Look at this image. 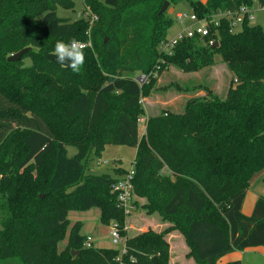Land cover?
I'll use <instances>...</instances> for the list:
<instances>
[{
	"label": "trees",
	"instance_id": "1",
	"mask_svg": "<svg viewBox=\"0 0 264 264\" xmlns=\"http://www.w3.org/2000/svg\"><path fill=\"white\" fill-rule=\"evenodd\" d=\"M14 1L0 0V45L10 40L16 51L32 47L24 56L39 53L16 81L0 66V262L169 264L166 232L125 239L121 255L86 248L82 224L70 228L71 212L97 208L102 224L115 221L125 236L127 216L112 185L127 172L115 169L113 176L88 168L108 145L137 149L135 195L146 199L148 213L175 225L197 264L264 248V197L251 216L242 211L253 175L264 171V29L245 22L231 32V20L222 18L208 37L183 40L170 56L161 51L174 22L160 13L165 2L188 3L203 18L253 7L256 0H84L98 21L80 73L52 54L58 40H87V18L71 22L57 14L59 7L73 9L75 0H24L35 27L28 18L9 16ZM17 25L25 28L12 30ZM217 55L233 76L226 97L207 89L211 98L189 100L183 113L149 117L140 138L141 98L148 91L136 78L153 83V75L170 66L199 72L214 66ZM21 63L6 65L18 71ZM69 146L77 149L73 157Z\"/></svg>",
	"mask_w": 264,
	"mask_h": 264
},
{
	"label": "rangeland",
	"instance_id": "2",
	"mask_svg": "<svg viewBox=\"0 0 264 264\" xmlns=\"http://www.w3.org/2000/svg\"><path fill=\"white\" fill-rule=\"evenodd\" d=\"M24 0H15L14 4L9 8V16H14L18 19V16L28 18L31 27L36 26L37 18L33 13L26 7ZM103 1V0H101ZM205 4V0H195ZM264 4V0L257 1L254 3V17L255 19L251 22V25H258L264 29V8L261 6ZM84 9V0H75L73 9H64L59 7L57 14L59 18L67 19L74 22L79 18V14ZM190 6L188 3H180L178 5H170L167 7L165 13L169 15L173 21L178 11H189ZM35 21V22H34ZM13 27V26H12ZM20 28L19 25L14 26L12 30ZM241 28H237L236 32L240 31ZM181 26L174 21L172 28L168 31L167 38L172 39L179 31ZM1 34V33H0ZM87 40L83 43L91 41L90 32H87ZM2 36V35H0ZM5 38L16 35H4ZM85 39V38H84ZM109 40L105 39V43ZM92 42V41H91ZM32 49V47H27ZM26 49V48H24ZM21 49L16 51L12 41L5 40L0 45V66L8 71L16 81V75L21 74L20 70L30 69L33 66V60L38 58V50L34 51L33 56H24L20 67H17L18 71H14L13 66L6 65L9 57L24 50ZM88 49H93L92 46ZM99 52L101 49L99 47ZM97 52L94 55V59L97 62L94 65V69L99 67L101 55ZM25 55V54H24ZM215 65L212 67L204 68L203 70L195 73H185L182 70L170 66L162 74L154 76L155 82L151 83L150 80L146 83L147 94L141 98L143 107V115L140 117L143 122H140L139 134L140 138L146 134V122L149 117L157 116L164 111L183 113L185 106L189 100L194 99H208L211 95H207L206 91L209 89L214 95L224 99L228 93L229 88L233 84V76L227 68L226 64L222 61L219 55L215 58ZM155 74V73H154ZM129 76H132L130 74ZM32 88L29 92H32ZM23 92L27 90L24 88ZM69 157H73L77 154L75 147H68ZM137 149L134 147L121 146V145H108L105 147L100 156L94 155L93 164L89 163V172L94 174L108 173L115 175V169H122L126 172L132 169L135 162ZM136 196V195H135ZM253 197H264V171L257 172L253 175L251 181V187L248 190V199ZM147 201L145 198L135 197V211L133 215L127 217L124 224V239L139 236L147 232H153L155 234H161L166 232L165 239L169 246V264H182L189 261H193V264H197L193 257H189L190 248L188 247L182 233L174 229L175 225L167 220H164L158 213H148L145 209ZM69 220L71 225L77 221L82 224V235L86 237H92L95 239V248H112L124 251L125 244L120 243L114 245L109 235L108 226L102 224L100 220L99 209L93 208L86 212H71L69 214ZM67 246V238L60 244L59 251H62ZM61 253V252H59ZM76 255H73V257ZM10 261L0 262V264H10ZM80 264V263H79ZM192 264V263H190ZM243 264H264V256L260 253H247L244 256Z\"/></svg>",
	"mask_w": 264,
	"mask_h": 264
},
{
	"label": "built area",
	"instance_id": "3",
	"mask_svg": "<svg viewBox=\"0 0 264 264\" xmlns=\"http://www.w3.org/2000/svg\"><path fill=\"white\" fill-rule=\"evenodd\" d=\"M258 0H256L257 2ZM264 8V4H261ZM254 7V6H253ZM249 6H242L237 11H226L220 12L214 16H205L200 18L193 10L189 11H178L175 15V20L180 26L181 30L172 38L167 39L161 45L162 53L170 56L173 54L175 47L187 39L201 38L204 39L208 37L211 33L212 26H218L219 20L222 18H228L231 20V32H236L237 28H241L245 22L251 23L254 17V8ZM85 17L90 22L91 31L92 26L98 21V16L93 13L91 6L84 1V9L79 14V18ZM83 43V42H82ZM217 42L210 41L209 45L213 46ZM84 44V49L91 47L92 42L88 41ZM157 73L155 74V76ZM139 78V79H138ZM136 78V81L140 85H144L149 82V77L139 76ZM143 120H139V123ZM135 175V162L132 166V169L128 171L124 177L119 179L116 183L112 185V191L117 196V207L121 209L127 217L133 215L136 205H135V191L133 186V179ZM109 227V235L111 236L112 243L114 245H119L120 243L125 244V239L122 237L118 223L112 221ZM94 246V241L92 237H87L85 241V247L91 248ZM121 252V251H120ZM126 253V249L121 252V255ZM120 260V259H118ZM124 264V263H120Z\"/></svg>",
	"mask_w": 264,
	"mask_h": 264
},
{
	"label": "clouds",
	"instance_id": "4",
	"mask_svg": "<svg viewBox=\"0 0 264 264\" xmlns=\"http://www.w3.org/2000/svg\"><path fill=\"white\" fill-rule=\"evenodd\" d=\"M83 49L84 44L75 39L68 42L58 40L52 54L58 64L71 68L74 73H80L85 63Z\"/></svg>",
	"mask_w": 264,
	"mask_h": 264
},
{
	"label": "crops",
	"instance_id": "5",
	"mask_svg": "<svg viewBox=\"0 0 264 264\" xmlns=\"http://www.w3.org/2000/svg\"><path fill=\"white\" fill-rule=\"evenodd\" d=\"M205 1H207V0H205ZM257 201H258V197H253V198H249L248 199V191H247L246 198H245V201H244V204H243V208H242V211H243L244 215L251 216L253 214V211H254V208H255V205H256ZM99 212H100V210H99ZM100 215H101V212H100ZM77 222H79V221H77ZM77 222L73 223L70 226V228L73 227V225L76 224ZM107 228L109 229V227H107ZM93 241L95 243V239L94 238H93ZM103 249H106V248H103ZM108 249H112V248H108ZM247 253H260L261 255L264 256V248L263 247L249 248V249H246L244 252L234 251L232 253H229V254L225 255L223 258H221L219 260L218 263L219 264H228V263H231V262L239 261L241 264H243L244 256ZM190 263L193 264L194 262L191 260V261H189L187 263L183 262L182 264H190Z\"/></svg>",
	"mask_w": 264,
	"mask_h": 264
},
{
	"label": "water",
	"instance_id": "6",
	"mask_svg": "<svg viewBox=\"0 0 264 264\" xmlns=\"http://www.w3.org/2000/svg\"><path fill=\"white\" fill-rule=\"evenodd\" d=\"M169 2H165L160 13L161 14H164L165 11L167 10V7L169 6ZM218 46V43L214 44L213 47H217ZM30 50V48H26L22 51H20L19 53L15 54V55H12L11 57L8 58V62H18L22 59V57L24 56V54H26L28 51ZM139 79V78H138ZM138 81V80H137ZM73 255H76V254H79V252H72Z\"/></svg>",
	"mask_w": 264,
	"mask_h": 264
}]
</instances>
